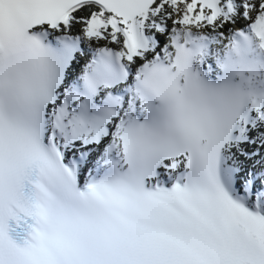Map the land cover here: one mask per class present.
<instances>
[{
    "label": "snow or ice",
    "instance_id": "obj_1",
    "mask_svg": "<svg viewBox=\"0 0 264 264\" xmlns=\"http://www.w3.org/2000/svg\"><path fill=\"white\" fill-rule=\"evenodd\" d=\"M0 264H264V0H0Z\"/></svg>",
    "mask_w": 264,
    "mask_h": 264
}]
</instances>
